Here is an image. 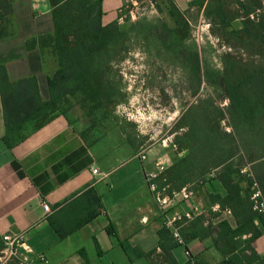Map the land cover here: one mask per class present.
<instances>
[{
  "label": "crops",
  "instance_id": "0c3cea01",
  "mask_svg": "<svg viewBox=\"0 0 264 264\" xmlns=\"http://www.w3.org/2000/svg\"><path fill=\"white\" fill-rule=\"evenodd\" d=\"M122 4L123 0H103L104 25L118 21ZM12 10L14 34L0 40V65L12 82L36 77L42 100L48 101V80L59 69L58 57L51 48L28 50L26 44L54 33L52 6L49 0H15ZM77 105L79 115L73 108L57 112L9 148L3 140L0 93V235L22 242L25 264H170L159 233L168 220L179 217L185 220L180 230L189 241L171 248L175 264H264V226L259 218L254 224L260 236L244 233L231 244L218 240L222 222L231 229L238 225L229 208L210 199V194L227 196L218 177L183 187L193 193L189 200L183 197V188L173 191L172 202L162 207L147 176L157 172L159 161L170 170L184 153L164 145L137 149L118 128L104 137L88 136L77 120L90 116ZM91 127L95 126L91 124L87 132ZM95 198L99 203L93 206ZM44 203L49 205L48 214ZM94 210L97 216L87 220ZM54 224L66 233L64 238ZM195 233L197 237L191 238Z\"/></svg>",
  "mask_w": 264,
  "mask_h": 264
},
{
  "label": "trees",
  "instance_id": "16d2710c",
  "mask_svg": "<svg viewBox=\"0 0 264 264\" xmlns=\"http://www.w3.org/2000/svg\"><path fill=\"white\" fill-rule=\"evenodd\" d=\"M15 0H0V10L7 8V13L0 12V20L12 17ZM52 6L54 33L29 40L28 50L51 48L58 57L59 69L48 80L50 99L43 101L36 77L12 82L5 66L0 65V93L2 98L6 134L4 142L13 148L25 138L27 127L39 124L31 130H38L49 122L58 108L70 95L80 90H89L95 97L105 92L111 100L115 94L112 84L108 83L102 91V68L105 62L102 56L108 49L124 44L125 35L118 23H103V0H49ZM205 9V16L210 21L213 33L224 37L232 48L246 51L249 59L244 60L231 55L223 57L222 85L230 101L232 133L222 131L220 124L225 119L223 112L209 103L205 108L191 107L181 118L182 128H187L186 135L179 138L181 151L188 155L179 159L168 171L166 181L160 185L163 176L156 181L161 188L172 186L168 193L180 191L192 183L191 175L196 180L204 178L206 170L212 165L221 168L218 179L227 190V196L210 194L213 203L222 208H229L238 221L236 229H231L227 222H222L220 242H229L244 233L252 232V237L261 235L255 226L259 218L264 226V213L253 209L251 187L256 181L264 196V0H208L200 3ZM233 8L229 10V8ZM170 14L181 26L184 21L175 6L169 8ZM240 20L242 27L231 28V23ZM13 23V20L11 19ZM220 32V33H219ZM11 33L0 35V40ZM47 113L51 114L48 116ZM45 117V119H43ZM132 143L131 141H129ZM188 143V144H187ZM230 144L228 147L227 144ZM133 144V143H132ZM187 144L183 147V145ZM202 154V157H201ZM250 165L254 178L241 175V169ZM194 171V172H193ZM237 176H240L239 178ZM206 182V181H204ZM99 203L95 198L93 206ZM93 211L87 220L97 216ZM202 218L196 219L199 222ZM185 222L183 220L178 223ZM60 238H64L58 226L54 224ZM185 243L189 241L180 230ZM165 242L160 247L166 253L170 264L173 262L171 248L176 245L169 229L160 231ZM192 234L191 238H196ZM0 249H4V238L0 235ZM1 264V263H0ZM5 264H13L7 262ZM19 264V263H16ZM191 264V263H187Z\"/></svg>",
  "mask_w": 264,
  "mask_h": 264
},
{
  "label": "rangeland",
  "instance_id": "374dc122",
  "mask_svg": "<svg viewBox=\"0 0 264 264\" xmlns=\"http://www.w3.org/2000/svg\"><path fill=\"white\" fill-rule=\"evenodd\" d=\"M203 1L208 2L129 0L126 3L123 0L117 23L125 35L124 44L108 49L102 56L106 65L101 71L102 91L108 90L104 84L108 86L111 83L109 87H112L114 98L106 99L105 92L95 97L89 90H80L68 96L58 111L73 108L79 115L82 111L79 104L90 117L79 118L78 128L88 136L104 137L118 128L137 149L164 145L167 150L184 153L185 156L188 151H181L177 141L184 139L188 131L182 128L184 122L181 118L191 107L205 108L207 104L214 103L225 117L220 124L222 131L232 133L230 101L221 83L223 57L231 55L248 60L249 56L246 51L232 48L224 37L213 33L205 9L200 5ZM172 5L182 15L184 24L181 26L171 18L169 8ZM0 12L7 13L8 9ZM11 19L5 17L0 20V35L14 34ZM240 23V20L233 21L231 28L239 29ZM49 115L47 113L46 116ZM91 124L95 126L91 127L94 130L87 132ZM34 125L26 130L34 128ZM246 167L252 174L250 165ZM168 171L163 173L160 185L166 181ZM206 172L208 174L198 180L194 177L196 175H191L193 182L190 186L218 177L221 168L212 165ZM241 175L245 180L246 175ZM246 177L254 178L253 174ZM163 188L168 194L172 186L167 184L160 189ZM14 245L4 244V249H0L1 264H20L19 258L13 254Z\"/></svg>",
  "mask_w": 264,
  "mask_h": 264
},
{
  "label": "built area",
  "instance_id": "2783aa9c",
  "mask_svg": "<svg viewBox=\"0 0 264 264\" xmlns=\"http://www.w3.org/2000/svg\"><path fill=\"white\" fill-rule=\"evenodd\" d=\"M126 3L129 2V0H124ZM133 1V0H131ZM142 160L146 159V156L143 155L141 157ZM157 167V172H152L149 173L147 176V181H148V185L150 190L154 193L155 198L157 200L158 203H160V205H162V207H165L166 205H169L172 202V198L176 195L172 193V195H169L167 193H165V188L163 189H159L158 186L155 183V180L157 178H159L166 170V164L164 161H159L156 164ZM93 173L97 174V170L93 169ZM242 174H245L246 176H252V174L250 173V170L248 167L244 168L241 171ZM251 201L253 202V209L254 211L258 212V213H264V196L262 194V191L260 190L257 182L254 181L252 187H251ZM181 193L183 194V197L186 200L191 199V197L193 196V193L189 190H187L186 188H183ZM43 209L46 212V214L50 213V208L48 204H43ZM184 219L179 217L178 219H174V220H168L167 221V228L170 230L171 236L174 239V243L175 244H185L181 234H180V230L177 226V224L179 222H182ZM5 244L6 245H14L16 247H13V254L16 255L19 260H20V264H25L26 259L25 257H22L20 255V246L22 245V242L19 239H15V238H11L9 236H3Z\"/></svg>",
  "mask_w": 264,
  "mask_h": 264
}]
</instances>
